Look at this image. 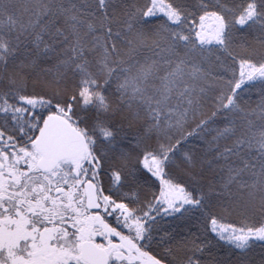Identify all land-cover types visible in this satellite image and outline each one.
Segmentation results:
<instances>
[{
	"label": "snow or ice",
	"instance_id": "1",
	"mask_svg": "<svg viewBox=\"0 0 264 264\" xmlns=\"http://www.w3.org/2000/svg\"><path fill=\"white\" fill-rule=\"evenodd\" d=\"M0 264H264V0H0Z\"/></svg>",
	"mask_w": 264,
	"mask_h": 264
},
{
	"label": "trees",
	"instance_id": "2",
	"mask_svg": "<svg viewBox=\"0 0 264 264\" xmlns=\"http://www.w3.org/2000/svg\"><path fill=\"white\" fill-rule=\"evenodd\" d=\"M253 38L254 37L252 35H249V37H248L249 40H252ZM253 99L255 100L256 98L253 97ZM222 222L225 225L232 224V225H235L237 227H240V226L244 225L245 223H250L251 221H245L244 219H242L238 215H226L223 218ZM258 252H259V249L256 250V253H257L256 259H259Z\"/></svg>",
	"mask_w": 264,
	"mask_h": 264
}]
</instances>
